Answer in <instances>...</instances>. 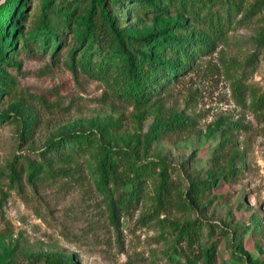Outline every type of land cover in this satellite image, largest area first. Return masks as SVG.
Wrapping results in <instances>:
<instances>
[{
  "label": "rangeland",
  "instance_id": "obj_1",
  "mask_svg": "<svg viewBox=\"0 0 264 264\" xmlns=\"http://www.w3.org/2000/svg\"><path fill=\"white\" fill-rule=\"evenodd\" d=\"M97 1L8 7L0 264H188L201 248L214 254L211 264H264V0H104L125 34L165 27L141 48L150 57L136 61L146 76L139 100L122 94L121 62L109 52ZM211 15L230 22L214 27ZM42 23L55 32L47 43ZM210 38L214 47L199 51ZM117 149L131 153L145 186L112 219L121 189L99 184L98 164ZM65 151L75 152L71 162L53 164L70 168L65 175L34 174ZM165 177L183 194L193 181L207 188L193 206L159 207Z\"/></svg>",
  "mask_w": 264,
  "mask_h": 264
},
{
  "label": "trees",
  "instance_id": "obj_2",
  "mask_svg": "<svg viewBox=\"0 0 264 264\" xmlns=\"http://www.w3.org/2000/svg\"><path fill=\"white\" fill-rule=\"evenodd\" d=\"M15 0H5L0 4V59L2 58V49L7 47V41L5 38L8 37V33H11V28L8 27L10 22V17L7 16L8 7L13 4ZM99 10L102 19L107 23L109 31L108 32V43L107 46L111 49V53H116L120 59L121 74L124 78V84L122 87L123 95L127 96L133 100H139L145 93L146 82L143 70L140 68L139 64L136 62L138 58L146 59L150 57V54H147L142 47L150 46L162 33L163 29L154 30L149 34L143 36H136L131 34H125L121 32L120 29L116 28L113 24V18H111L105 9L104 0H98ZM131 2V3H130ZM139 5L140 7L152 5L151 0H129L127 4ZM123 10V6H122ZM94 9L89 11L88 17L85 19L87 29L88 26H93L94 22L92 16ZM229 17L221 18L218 15H211L208 18V23L214 27L220 28L224 24H228L230 21ZM95 26V25H94ZM41 29L39 32L42 33L43 38H45V43H47V38H51L55 32L45 24H41ZM7 35V36H6ZM43 42V43H44ZM215 40L210 38V40H205L203 42L204 49L199 51L209 52L214 47ZM56 50L57 46H53ZM93 70V68H89ZM177 70V63L167 62V72L170 76H175ZM106 69L103 71L105 73ZM5 116V115H3ZM1 116V117H3ZM69 152V153H68ZM75 152L65 151L61 152L59 155H53L49 160H46L44 166H39L38 170L34 172L43 173L44 175L51 174L55 175H65L70 168H64V166H59L57 168L53 167L54 162L70 163L71 156ZM98 175L100 178L99 184H104L106 182H112L114 186L120 188L118 196L111 201L110 215L112 219H115L117 216V210L121 206L130 207L136 205L141 199L144 192L145 179L142 174L139 172L135 162L132 160V155L130 152L117 149L111 153L105 151L102 156L100 163L98 164ZM207 188L205 181H193L191 182L185 193H181L173 182L165 177L162 183V188L159 196V207L166 208L169 205L174 206L178 209H183L184 205L187 203L193 206L196 203V198L198 194L205 191ZM194 239V238H193ZM190 240V237H189ZM214 254L209 249L201 248L200 252L189 257L188 264H194L197 260H202L205 264H211L213 261ZM56 257H48L47 260L50 262H55ZM61 260H66L61 258ZM70 264H76L75 261L70 258Z\"/></svg>",
  "mask_w": 264,
  "mask_h": 264
}]
</instances>
